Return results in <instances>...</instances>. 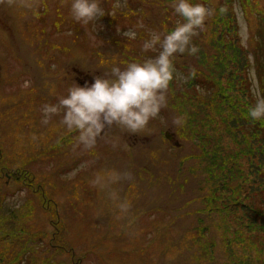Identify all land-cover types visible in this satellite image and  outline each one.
Returning a JSON list of instances; mask_svg holds the SVG:
<instances>
[{"label":"rangeland","instance_id":"rangeland-1","mask_svg":"<svg viewBox=\"0 0 264 264\" xmlns=\"http://www.w3.org/2000/svg\"><path fill=\"white\" fill-rule=\"evenodd\" d=\"M194 1L209 8L218 0ZM221 1L224 8H209L214 20L192 39L198 52L175 55L160 115L138 134L105 129L90 150L74 146L78 133H68L61 116L43 124L42 107L113 66L154 57L141 50L150 33L182 22L173 0H100L105 15L88 25L72 18V0H40L39 18L0 4V224H11L0 248L8 237L14 247L34 246L27 230L41 226L55 236L53 248L36 252V264H264V221L256 215L264 219V121L247 115L255 93L264 97V73L252 65L264 64V52L253 50L264 0ZM129 30L136 39L121 35ZM171 89L187 92L171 99ZM185 114L183 126L173 124ZM235 122L246 123L245 134ZM219 160L227 171L210 179L202 167ZM113 171L132 179L93 185ZM11 261L21 264L20 254Z\"/></svg>","mask_w":264,"mask_h":264},{"label":"clouds","instance_id":"clouds-1","mask_svg":"<svg viewBox=\"0 0 264 264\" xmlns=\"http://www.w3.org/2000/svg\"><path fill=\"white\" fill-rule=\"evenodd\" d=\"M0 4L27 9L37 18L41 15L40 9H46L40 0H0ZM171 6L183 23L178 22L164 34L150 33V39L143 43L141 50L156 53L154 57H147L143 62L127 63L123 69L113 66L104 76H95L90 86L87 82L84 86L74 84L66 96L59 97L57 104L42 107V123L47 125L53 116H61L59 123L67 132L78 133L74 146L82 145L85 150L94 148L101 134L114 125L129 134L143 131L148 122L167 107L175 55H195L198 52L192 39L204 30L206 19L213 15L209 8L191 0H173ZM70 13L76 22L88 25L103 17L105 10L100 6V0H72ZM121 35L130 40L136 39V32L131 30ZM255 94L256 103L248 108L247 115L253 121H264V97H260L258 92ZM185 122L186 114L173 118L176 126H183ZM131 179L130 172L113 171L106 181L97 175L92 183L110 188L112 184ZM109 198L116 201L117 192L110 190ZM117 207L124 212L129 205L123 202Z\"/></svg>","mask_w":264,"mask_h":264},{"label":"trees","instance_id":"trees-1","mask_svg":"<svg viewBox=\"0 0 264 264\" xmlns=\"http://www.w3.org/2000/svg\"><path fill=\"white\" fill-rule=\"evenodd\" d=\"M168 1V0H167ZM200 1H203V0H200ZM192 3H197V2H195L194 0H193V2ZM198 3H199V1H198ZM223 4V2L221 1V0H218L217 1V3L215 4V3H212V2H210V4H209V8L211 9H213V11L215 10V11H217L218 10V8H219V10H222V8H224V6L222 5ZM166 5H163L162 7H161V9L159 10V9H157L156 7V11H161L162 10V12H164L163 11V9H164V7H165ZM212 17V20H214L213 18V15L212 16H210V18ZM174 18H176V19H180V18H178L177 17V15L174 17ZM207 20L208 19H206V21H205V23H207ZM259 18H257V19H255V30L257 31V36L255 37V39H254V41H253V50L255 51V52H264V48H263V46H264V26H261L260 24H259ZM160 22H161V25H162V27L164 28V30H166L169 26V24L166 22V19H163V18H160ZM160 22L158 21V23L160 24ZM262 22V21H261ZM181 23H183V20H182V22ZM165 26H168V27H165ZM164 33H166V32H164ZM164 33H162V34H164ZM176 57V56H175ZM176 60H177V57H176ZM253 68H254V70L256 71H259V72H263L264 73V71H263V68H264V64H263V62L261 61V60H253ZM263 66V67H262ZM174 67L176 68V65H174ZM48 79H50V76H48L47 77ZM171 91H175V93H173V95H172V97H171V99H173V97L175 96V95H177V96H182L185 92H187V89H171ZM237 93H238V91H237ZM246 94H247V92H246ZM170 95H171V92H170ZM239 96V95H238ZM239 100H240V102L241 103H244V100L248 103V101L250 100V98L248 97V96H243V95H240L239 96ZM177 110L176 109H172V114L174 113V112H176ZM179 113V112H178ZM245 124L246 123H244V122H235L234 123V128H236V130H238V131H241L242 133H244V131H245V129H240V127H244L245 126ZM245 134V133H244ZM186 137V136H185ZM247 137H249V135L247 136ZM249 139H251V138H249ZM253 140V139H252ZM101 144H99V146H100ZM109 151V149H106V148H103V147H101L100 148V153H106V152H108ZM196 161H198V159H195ZM199 169V166L197 165V168L195 169H193V173H197L198 175H199V173L197 172V170ZM202 170H203V172L205 173V174H207V176L210 178V179H217L218 177H214V174H215V172L216 173H223V172H225V171H227V168H226V166H225V162H220V160L218 161V162H215V164L213 163V162H208L206 165H204L203 167H202ZM226 174V173H225ZM225 174L224 175H222L221 177L222 178H226L225 177ZM232 177V175L230 176V177H228L227 179H230ZM196 188H198L197 186H195V189ZM207 196L208 195H203V199H205V200H207L206 198H207ZM213 199V197H212V195H209V200H212ZM209 200H207V201H209ZM264 200V199H263ZM262 200V201H263ZM255 212L256 213H258V209L257 210H255ZM256 215H258L259 217H260V220H259V222H263L264 221V219L262 218V216H261V214H256ZM8 222V221H7ZM3 227V228H2ZM4 228H11V224L10 223H6V222H1V224H0V237L2 236V235H4V234H6L7 235V233H6V231H5V229ZM34 232H32V233H30V231L29 230H27V232H29V234H30V236L32 237V239L37 243V244H34V246H32V247H26V245L25 246H23V244L25 243H18L17 244V247L15 246L14 247V245L17 243H15L14 241V239H11L10 240V237H8V239L5 241V245L3 246V247H1L0 248V264H10V263H12V261H11V255L12 254H16V256L18 255V254H20V260H21V264H36L35 263V261H36V259L34 260V258H35V255L38 253V251H39V253L37 254V256H39L40 254H43L44 253V251H42L41 250V248H43V247H46V248H48V249H50V248H53L52 247V245L51 244H53V241L51 242V239L53 240V238H54V236H55V232H54V230L52 231V233L50 234V235H48V236H44V233H45V231L43 232V229H42V227L40 226L39 228H37V227H35V230H33ZM15 237V235H13V238ZM49 240H48V239ZM45 239H47V242H45ZM46 245V246H45ZM40 249V250H39ZM48 251V250H47ZM46 251V252H47ZM37 252V253H36ZM26 254H29V258H27V263H26V260L24 261V257H25V255ZM23 258V259H22ZM46 264H51V263H46Z\"/></svg>","mask_w":264,"mask_h":264},{"label":"flooded vegetation","instance_id":"flooded-vegetation-1","mask_svg":"<svg viewBox=\"0 0 264 264\" xmlns=\"http://www.w3.org/2000/svg\"><path fill=\"white\" fill-rule=\"evenodd\" d=\"M15 55V54H14ZM75 71V77H74V79L76 80V81H78L79 83H81V82H83L84 81V78H81L79 75L81 74L80 72H77V70H74ZM86 80H88V81H91V82H93V79L91 78V77H89V78H87ZM82 84V83H81ZM85 84H82V86H84Z\"/></svg>","mask_w":264,"mask_h":264}]
</instances>
